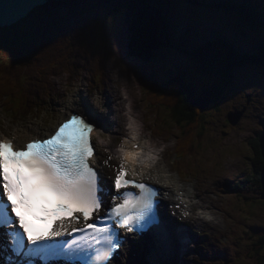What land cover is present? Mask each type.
Returning a JSON list of instances; mask_svg holds the SVG:
<instances>
[{"label":"snow or ice","instance_id":"6c2138e0","mask_svg":"<svg viewBox=\"0 0 264 264\" xmlns=\"http://www.w3.org/2000/svg\"><path fill=\"white\" fill-rule=\"evenodd\" d=\"M76 6L71 0H36L32 5L40 8ZM119 6L126 9L230 10L223 23L240 57L231 76L240 80L252 73L258 74L264 96V0H123ZM154 23L163 26L177 43L183 40L189 26L186 19L176 15L158 18ZM26 39L21 38L22 41ZM91 39V33L82 25L72 31L73 41L90 42ZM0 48L15 51L2 40ZM253 48H258L255 61L243 63L242 58ZM125 62L131 67L129 60ZM132 71L138 69L132 68ZM217 85V79L211 74L194 75L173 84L187 92L193 103L206 104L211 100L223 103L228 110L232 109L224 101L233 106L237 102L246 106L249 93L239 88L229 96L213 99L211 92ZM255 86L253 83L245 87ZM83 107V113L72 114L46 139H34L19 149L11 140L0 139V264H51L60 259L79 260L81 264H112L114 254L122 245L114 225L128 232H142L156 226L161 229V237L167 235V229L155 211L159 203L157 190L129 179L124 163L114 178V187L122 200L117 202V196H113L108 211L99 215L104 188L100 174L90 163L94 155L91 134L97 124L105 127V110L99 109V102L93 108L86 93ZM139 156V152H125V162L131 160L134 164ZM129 186L139 189V195L127 191ZM122 189L125 190L123 193ZM74 213L81 214L86 223L69 232L64 220L66 217L79 219ZM94 215L100 223L88 222ZM30 217L43 220L47 227L38 228ZM76 232L82 235L56 240Z\"/></svg>","mask_w":264,"mask_h":264},{"label":"trees","instance_id":"16d2710c","mask_svg":"<svg viewBox=\"0 0 264 264\" xmlns=\"http://www.w3.org/2000/svg\"><path fill=\"white\" fill-rule=\"evenodd\" d=\"M114 1L115 3H112V0H97V3L104 8L103 13L99 14V12L91 11L93 9H88L84 0H71L72 3L77 5L76 7L67 8L73 14L76 22L74 25L69 21L70 19L62 20L63 25L62 23L57 25L55 21H58V19L55 11L63 7H49L43 9L47 14L35 11L33 18L28 20L29 22L39 21L38 25H41L37 26L36 29L32 28L36 26L34 22L30 24V32L18 31L15 33L9 31L4 34V38H0V40L15 50L12 53L0 48V80L5 81L4 85L7 88L11 102L15 105L23 104L26 102L28 93L35 94L34 92L37 93L43 88L49 92L50 87L46 85H48L49 77L52 74H64L66 72L74 74L75 70L78 77H80L83 71H86L89 75L96 73L98 51L105 39L103 38L104 26L115 15L113 12L119 11L120 6L118 3L123 2V0ZM53 2H56V0H53ZM114 5H117V8H113ZM79 8H86L87 12L91 11L87 19H83L86 13L85 10L80 11ZM127 16L129 21L128 52L132 57L151 63L160 60V52L164 54L167 50L174 52V48L179 49L171 41L170 33L163 26L154 23L158 18H161L157 10L153 8L128 9ZM81 20H83V23H77ZM85 20L88 21L86 25ZM47 23H51L55 28L62 29L58 40L44 36L42 25H47ZM80 25L86 27L91 33L92 39L90 42L72 40V31ZM99 26L101 28H97ZM22 37L27 39L22 41ZM229 48L222 37L211 38L208 43L197 47L189 58L200 69L191 75L188 73L187 77L183 76L181 71L178 76L162 81L151 74L142 73L141 88L146 99L147 108L154 113L163 110L166 114V117L156 115L155 118L154 116L153 121L161 129L177 130V134L179 132L176 135L177 146L180 155L184 157L194 155L203 143L207 131V126H204L205 111L209 109L211 103L202 108L197 103L192 102L187 92L181 91L173 84L177 80H186L194 75L213 74V76L216 75L217 78H225V80H222L224 83H219L212 90L211 95L213 99L224 97L225 90L235 80L232 78L231 73L237 64V60L240 59L234 48ZM33 49H38V51H33ZM257 56L258 52L246 54L242 58V62L251 64ZM187 59L186 57V61ZM185 70L188 72L187 68ZM101 81H103V78L99 79L98 83ZM260 134L262 133H259L258 136ZM258 136L252 140L257 153V157L251 158L254 170L249 175L243 176L242 183L246 182L245 185L241 188L239 185L227 184L231 187V190L237 191L235 194L237 199L248 205L264 202L261 182L264 158ZM242 206L244 205L241 204L240 211L244 216H247L249 212ZM255 233L258 235L249 239H264V235L258 232ZM255 233L252 232V236ZM263 252V241L255 243L253 250H248L245 264H264ZM242 258L238 260V263H243Z\"/></svg>","mask_w":264,"mask_h":264},{"label":"rangeland","instance_id":"374dc122","mask_svg":"<svg viewBox=\"0 0 264 264\" xmlns=\"http://www.w3.org/2000/svg\"><path fill=\"white\" fill-rule=\"evenodd\" d=\"M41 9L42 8H39L40 12ZM184 12L188 14L187 18H185ZM67 13L66 8H62L59 10L58 16H67ZM228 14L229 12L226 10L213 8L176 9L174 15L186 19L189 22V26L185 30L184 38L181 41L182 44L174 41L181 48L180 54L182 55L184 54V51L194 48L196 46L195 41H200L198 34L203 33L210 37H223L232 44L227 34V29L223 23L224 18ZM80 22L83 23V21ZM85 22L88 23L87 20H85ZM27 24V26L16 27L14 32H30V22L28 21ZM97 28L101 27L99 26ZM103 34L102 36L105 38V41L102 42L103 44H101L99 48V54L97 57L106 64L109 75L103 73L108 80V85L107 87L100 88V90L113 93L117 90H122L126 97L134 99V102L136 103L135 107L137 110L140 109V116H142L143 120H145L144 117L146 114L148 118L147 122L156 129L157 125L153 121V117L155 116L156 118V115L166 117V114L163 110L154 113L145 106L146 103L140 87L141 71L148 70V73L152 74L155 78L165 81L173 76H178L181 71L183 72V76L187 77L188 73L191 75L200 68H198V65L189 58L190 55L187 56L188 59L186 61L183 57L178 56L176 53H172L170 50L165 51L164 54L160 52V60L152 63H146L141 59L132 57L128 52L129 37L126 17L120 12L109 19L104 26ZM257 51L258 48H253L251 52ZM105 54H107V59L103 58V55ZM126 59L131 62V67L129 63L125 62ZM132 68H136L138 71H132ZM186 68L188 69V72L185 70ZM124 73L127 74L125 75ZM85 74L86 73L81 74V76L84 75L82 78H71L69 72L62 75L56 74V77H53L51 79L52 81L50 80L48 83V87L53 88L52 94L49 95V98L44 97L38 101L30 99L23 108L19 110V113H13L6 105L5 100L8 91L4 85L5 81L0 80V113L3 116L9 115V121H7L5 127L1 128V131H7L8 129L9 135L12 134L13 131L16 130V122L19 120L21 123L28 124L36 122L37 124L42 125V128L45 129L55 121L56 118H61L62 113L67 110L65 105L68 102L75 101L76 99H84L85 93L87 94L88 103L91 102L92 105H94L93 108L97 107V102H99V108H102L103 103L101 100L97 96L92 97V93L88 94V88L91 89L92 86L87 85V74ZM214 77L217 79L218 84L224 83L222 80H225V78L219 79L216 75H214ZM253 83L256 85L254 88L245 87L246 85H251ZM124 84L127 85V88ZM238 88L249 93L248 101L246 102L247 109L245 106H240L239 102L233 106L228 101H224V103H228V108L232 110L225 109L223 103L217 104L211 102V106L205 111L206 118L204 119V126H207V131L205 139L199 147L200 151L198 149V154L193 160L188 161L189 163L186 162L184 156L182 158V160L184 159L186 162L185 165L191 171L200 173V180L198 178H192V180L196 182V184L199 183L202 189L207 183H209V179L205 178V176L213 178L212 176L214 175V172H220V174L224 172L225 175L233 173L234 176H229V178H234L233 180L236 181V184L242 188L246 183H242L243 176L249 175L252 173V170H254L251 158H254L255 156L257 157V153L252 140L257 137L259 133H264V96L261 95L258 74L252 73L243 79L234 80L225 90L224 96H229ZM250 96L252 97L251 99ZM55 108H57L58 111H55ZM238 113H241L239 120L242 119L236 126H233V123L228 120V117L231 115L232 118H237L239 116ZM113 133L114 132L111 131L108 138L103 137L102 139H99V142H102V144L105 145L102 148L103 153L112 148L109 146L111 140H113L112 144L116 141L118 135L115 136ZM163 133H169L168 135L172 137V141L169 144L170 149H175L177 130L163 129ZM107 146L109 148H107ZM172 159L174 161V154H172ZM200 170H205L206 174L205 172H200ZM217 181L218 186L216 189H222L225 187V184H223L224 180H221L220 182V180L215 179L213 182L216 183ZM222 195L224 197L226 196V194ZM236 202L244 205L242 207L249 212L247 216L251 215V218L246 221L243 228H239V222L237 219L239 217H237V210H234L233 207L236 206L237 209H239L241 206L236 203L232 204L229 207V225H227L218 235L221 242L215 237L207 238L201 243L202 248L211 250L212 248L217 249L218 246L221 245H227V242H230L231 236L234 237V242L232 244V251L234 253L239 254L250 247L245 241L241 242V235L244 233L246 238H250L252 237V231L255 233V230L264 228V202L252 205L244 204L238 200H236ZM187 222L191 224L189 220H187ZM195 229L199 232H203L201 228L195 227ZM256 235L258 234H254V236ZM149 257L152 258L151 256ZM161 261H163V258ZM189 264L192 263L189 262Z\"/></svg>","mask_w":264,"mask_h":264},{"label":"bare ground","instance_id":"6f19581e","mask_svg":"<svg viewBox=\"0 0 264 264\" xmlns=\"http://www.w3.org/2000/svg\"><path fill=\"white\" fill-rule=\"evenodd\" d=\"M100 93L102 94L103 98L107 99V105H109V107H111V110H114V108H113L114 103L117 104L118 109L116 110V116H117L118 120H120V121L123 120L125 118V115L122 113V109L124 108V106L127 103V98H125L123 96V93L120 90H117L115 93L110 92V91L107 92V94L104 91H102ZM68 108L70 109V111L72 110V111H77L79 113H83L84 112L83 99L75 100V103L69 105ZM71 113L72 112L68 113L65 111L61 117L65 118L66 116H68ZM5 119H7V118L6 117L4 118L0 114V127L3 126ZM104 123H105V127L108 128L109 123L106 120V118L104 120ZM54 125L55 124H50L47 128L43 129L41 132L40 131L37 132L34 129L35 127L29 126L30 133H26L25 135H23L20 142L24 143L27 139H30V138H43L50 133V131L53 129ZM95 134H96V132L94 133V135ZM6 137L7 136L0 135V138H6ZM163 151L165 153L164 158L161 161L160 160L157 161L158 169L151 172L152 176L155 178H157V176H158L159 182L165 187V190L167 192H170L168 194V196L171 193H178L181 190L184 191V194L187 197H193L194 194H196V193L200 196L201 201H202V203L200 205L206 209H209L211 213L215 214V218L210 219V220H206L205 216H203L202 214L195 211L196 210V204L194 202H191V203H189V207H191L195 211L194 215H193V219H194V222L197 226H201L203 224H210V225H214V226L218 227V226L222 225L223 221H225L227 218V214H223L221 212V211H225L227 213L225 205L223 203H221V201H220L221 196H222L221 192H224V190L219 189V188L215 189L214 187L210 186L209 184H207L204 187V189H202L199 183H198V186H195L198 188H194L193 184H188L187 180L183 181V183H181V184L177 183L176 177L171 173V169L174 168V166L169 164L170 163V156H171L172 152L165 145H164ZM195 156H196V153L194 155H192L191 157L195 158ZM99 163L102 164V168H103L102 171H103L104 176H106V178H108L109 174H110V171H109L110 166H112L111 167V169H112L113 164H115V168L117 170L118 166L122 163V160H120L116 157H107V161L105 162L104 160H102V157H99ZM167 165H170V168H167ZM225 188L227 189V192L232 191L227 186H225ZM212 191L216 192L218 197L213 198L211 196ZM168 200H169V198H168ZM203 213H205V212H203ZM68 222H71V221H68ZM244 237H245V235H244ZM144 251H147V249H145ZM144 251H143V253H144ZM132 260L134 261L135 264H139L142 260V256L139 254V257L137 260L136 259L134 260L131 258L129 260V262H127V263H130V261H132Z\"/></svg>","mask_w":264,"mask_h":264},{"label":"water","instance_id":"95a60500","mask_svg":"<svg viewBox=\"0 0 264 264\" xmlns=\"http://www.w3.org/2000/svg\"><path fill=\"white\" fill-rule=\"evenodd\" d=\"M36 0H0V25H11L20 20L22 17L26 16L29 11L34 7L32 5ZM211 103V100L208 102ZM208 103L201 104L197 103L200 107L204 108ZM239 114V113H238ZM237 114V115H238ZM241 113L239 116L231 117L229 115V120L235 125L237 124ZM261 152L264 158V134L259 138ZM262 182L264 186V166L262 170ZM262 198L264 199V191L262 192Z\"/></svg>","mask_w":264,"mask_h":264}]
</instances>
